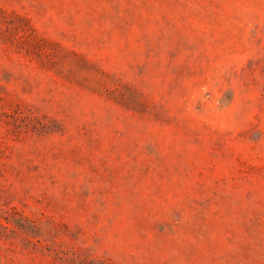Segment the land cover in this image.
Returning a JSON list of instances; mask_svg holds the SVG:
<instances>
[{"label":"rangeland","instance_id":"obj_1","mask_svg":"<svg viewBox=\"0 0 264 264\" xmlns=\"http://www.w3.org/2000/svg\"><path fill=\"white\" fill-rule=\"evenodd\" d=\"M0 264H264V0H0Z\"/></svg>","mask_w":264,"mask_h":264}]
</instances>
